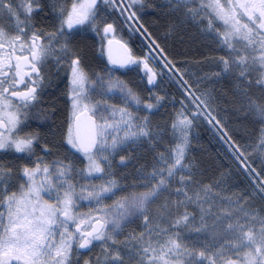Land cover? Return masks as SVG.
I'll list each match as a JSON object with an SVG mask.
<instances>
[{
  "label": "snow or ice",
  "instance_id": "6c2138e0",
  "mask_svg": "<svg viewBox=\"0 0 264 264\" xmlns=\"http://www.w3.org/2000/svg\"><path fill=\"white\" fill-rule=\"evenodd\" d=\"M0 264H264V0H0Z\"/></svg>",
  "mask_w": 264,
  "mask_h": 264
},
{
  "label": "trees",
  "instance_id": "16d2710c",
  "mask_svg": "<svg viewBox=\"0 0 264 264\" xmlns=\"http://www.w3.org/2000/svg\"><path fill=\"white\" fill-rule=\"evenodd\" d=\"M159 2V0H157ZM146 19H154V17H146ZM157 29V34L161 36V39L164 40L165 36L164 33L166 31V26L163 23V21L156 26ZM127 38V36L125 37ZM140 39L134 38L131 41V45L133 46L134 50L139 52L140 51ZM202 40L199 36H189L187 33H185V42L181 44L179 40L175 38H168L166 40V45L170 46V51L173 52L177 56L178 59H184L185 55L191 57V56H197L198 58V53L201 51H205V49L202 48ZM219 54V53H217ZM97 55L96 47L94 45L89 44L88 48V58H94ZM197 71H200L199 68L196 69ZM203 70L209 71V70H215L212 66L210 65H205ZM63 87V85H61ZM230 83L227 80L220 81L219 83L216 84V89H217V95H221L223 93L229 92L230 91ZM169 91H174V89H169ZM164 110H162L163 112ZM168 111H171V105L168 107ZM223 116V113H222ZM161 120V115L157 114L154 117V122L160 121ZM229 127L233 130L236 131L235 125L230 123ZM198 134L199 136V141L197 143L196 140L193 141V146L196 148L195 155L203 160L207 165H210V175L216 174L219 169L216 167V164L219 162H223L224 164H229L230 162L225 159L223 156L220 157V161H216L214 158L219 154L221 149V145L218 142L217 139L213 138V133L208 131L205 126H201L198 129H194V135ZM237 136H241V132H236ZM233 169L235 168V165H231Z\"/></svg>",
  "mask_w": 264,
  "mask_h": 264
},
{
  "label": "rangeland",
  "instance_id": "374dc122",
  "mask_svg": "<svg viewBox=\"0 0 264 264\" xmlns=\"http://www.w3.org/2000/svg\"><path fill=\"white\" fill-rule=\"evenodd\" d=\"M118 75H121L120 73H118ZM122 77L124 79L129 80L134 86L137 85L139 83V77L135 75V73H126L123 74ZM146 95V93H144ZM154 119V118H153Z\"/></svg>",
  "mask_w": 264,
  "mask_h": 264
}]
</instances>
